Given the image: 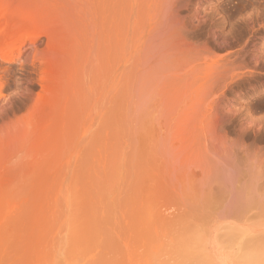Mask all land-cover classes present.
I'll list each match as a JSON object with an SVG mask.
<instances>
[{"label": "rangeland", "instance_id": "obj_1", "mask_svg": "<svg viewBox=\"0 0 264 264\" xmlns=\"http://www.w3.org/2000/svg\"><path fill=\"white\" fill-rule=\"evenodd\" d=\"M1 50L0 264H264V0H0Z\"/></svg>", "mask_w": 264, "mask_h": 264}, {"label": "bare ground", "instance_id": "obj_2", "mask_svg": "<svg viewBox=\"0 0 264 264\" xmlns=\"http://www.w3.org/2000/svg\"><path fill=\"white\" fill-rule=\"evenodd\" d=\"M1 33H2V32H1ZM4 34H5V33H4ZM13 36H14V35H13ZM17 37H19V36H17ZM3 38H6V35H5ZM11 38H12V37H11ZM19 39H20L19 42H21V38H20V37H19ZM49 40H51V39L49 38ZM14 41H16V40H14ZM14 41H13V42H14ZM34 41H35V40H34ZM34 41H30V46L34 44ZM13 42H12V43H13ZM17 42H18V41H17ZM50 42H51V41H50ZM2 43H3V42H2ZM7 43H8V42H7ZM15 43H16V42H15ZM17 44H18V43H17ZM13 45H14V44H13ZM13 45H12V46H13ZM18 45H19V44H18ZM18 45L15 46V47H16L15 49H14V48H11V50L14 52V53L12 52L13 54H11V55H12V56L14 55L13 57H15V58L17 59V61L21 58V56H22L24 53H29V52H25V51H27V49H26V50L23 49V47H25L26 45L23 46V47H22L21 43H20V45H19V46H21V47H18ZM23 45H24V43H23ZM2 46H4V45L2 44ZM7 46H8V45H7ZM10 46H11V45H10ZM12 46H11V47H12ZM27 46H28V45H27ZM27 46H26V47H27ZM31 47H33V46H31ZM31 47H30V48H31ZM4 49H5V47H4ZM8 50H9V49H8ZM14 50H15V51H14ZM34 50L36 51V49H34ZM31 52H32V50H31ZM10 53H11V51H5V50H1V51H0V62H1L0 64L6 62V58H5V57L7 56V57L9 58V56H10L9 54H10ZM35 53H36V52H35ZM15 54H16V55H15ZM29 54H30V53H29ZM29 54H27V55L25 54V55H26L25 60H26L27 58H29V56L32 57V55H29ZM32 54H33V52H32ZM8 55H9V56H8ZM25 55H24V56H25ZM35 56H37V53H36ZM16 59H14V60H16ZM35 59H37V58L35 57ZM10 60H13V59H10ZM37 60L40 61L41 59H40V60L37 59ZM37 60H34V61H37ZM8 61H9V60H8ZM8 61H7V62H8ZM26 61H27V60H26ZM26 61H25V62H26ZM7 62H6V63H7ZM9 62H10V61H9ZM15 62H16V61H15ZM18 62H20V61H18ZM22 62H23V61H22ZM4 64H5V63H4ZM182 65H183V64H182ZM186 66H187V65H186ZM185 68H186V67H185ZM185 68H184V69H185ZM194 68H195V67H194ZM179 70H180V69H179ZM181 70H182V69H181ZM194 70H195V69H194ZM192 71H193V69H192ZM192 71H191V72H192ZM186 73H187V72H185V74H186ZM188 74H189V73H188ZM42 75H44V73H42ZM183 75H184V74H183ZM193 75H194V74H193ZM187 77H188V75L186 76V78H187ZM1 98H2V97H1ZM194 155H195V153H194ZM191 160H192V158H191ZM193 160H194V159H193ZM184 161H186V160H184ZM198 161H199V160H198ZM181 163H182V162H181ZM201 165H202V164H201ZM180 166H182V165H180ZM193 166H194V165H193ZM236 190H237V188H236ZM235 192H236V191H235ZM237 195H239V194L237 193ZM236 197H237V196H236ZM237 199H238V198H237ZM238 200H239V199H238ZM234 229H235V228H234ZM237 230H238V229H237ZM244 231H246V230H244ZM240 232H241V231H240ZM218 253H220V252H218ZM215 254H216V253H215ZM216 255H217V254H216ZM216 255H215V256H216ZM216 257H217V256H216ZM220 257L222 258L221 255H220ZM214 258H215V257H214ZM215 259H217V258H215ZM218 259H219V258H218Z\"/></svg>", "mask_w": 264, "mask_h": 264}]
</instances>
